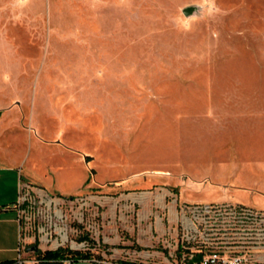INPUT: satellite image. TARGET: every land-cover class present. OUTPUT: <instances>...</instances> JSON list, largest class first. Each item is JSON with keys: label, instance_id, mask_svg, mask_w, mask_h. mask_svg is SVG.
Listing matches in <instances>:
<instances>
[{"label": "rangeland", "instance_id": "rangeland-1", "mask_svg": "<svg viewBox=\"0 0 264 264\" xmlns=\"http://www.w3.org/2000/svg\"><path fill=\"white\" fill-rule=\"evenodd\" d=\"M7 168L60 197L41 251L180 264L181 202L264 209V0H0Z\"/></svg>", "mask_w": 264, "mask_h": 264}, {"label": "built area", "instance_id": "built-area-1", "mask_svg": "<svg viewBox=\"0 0 264 264\" xmlns=\"http://www.w3.org/2000/svg\"><path fill=\"white\" fill-rule=\"evenodd\" d=\"M59 199L41 187L35 189L28 182L19 183L14 205L22 238L28 237L26 243L31 247L26 249L20 239L16 257L0 264H36L40 262L39 256L28 258L26 251L38 255L35 251H41V244L54 240L55 244L63 245L69 241L64 229L52 228L53 216H60L55 207ZM177 213L180 219L175 221L171 245L180 264H264V209L229 200L184 201L178 204ZM160 241L165 248L168 241ZM73 246L71 243L70 247ZM77 260L69 253L57 259L59 264H77ZM93 261L92 264H107L98 259Z\"/></svg>", "mask_w": 264, "mask_h": 264}, {"label": "crops", "instance_id": "crops-1", "mask_svg": "<svg viewBox=\"0 0 264 264\" xmlns=\"http://www.w3.org/2000/svg\"><path fill=\"white\" fill-rule=\"evenodd\" d=\"M6 170L11 172L8 175L0 172V263L16 257L20 239L25 242L26 249L31 247L26 243L29 238L26 236L22 238L20 222L14 205L21 181L12 172V168ZM39 251L35 252L38 254Z\"/></svg>", "mask_w": 264, "mask_h": 264}, {"label": "trees", "instance_id": "trees-1", "mask_svg": "<svg viewBox=\"0 0 264 264\" xmlns=\"http://www.w3.org/2000/svg\"><path fill=\"white\" fill-rule=\"evenodd\" d=\"M70 254L74 256L76 259L79 258L78 251H67L65 252L62 247H58L56 249H46L38 252V256L40 258V264H59L57 259L64 257L66 254Z\"/></svg>", "mask_w": 264, "mask_h": 264}, {"label": "water", "instance_id": "water-1", "mask_svg": "<svg viewBox=\"0 0 264 264\" xmlns=\"http://www.w3.org/2000/svg\"><path fill=\"white\" fill-rule=\"evenodd\" d=\"M193 6H186L185 8H183V12L185 14H190L193 11Z\"/></svg>", "mask_w": 264, "mask_h": 264}, {"label": "bare ground", "instance_id": "bare-ground-1", "mask_svg": "<svg viewBox=\"0 0 264 264\" xmlns=\"http://www.w3.org/2000/svg\"><path fill=\"white\" fill-rule=\"evenodd\" d=\"M63 237H65V233H63Z\"/></svg>", "mask_w": 264, "mask_h": 264}]
</instances>
